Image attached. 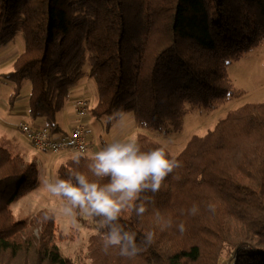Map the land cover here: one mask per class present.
I'll return each mask as SVG.
<instances>
[{"label":"trees","instance_id":"1","mask_svg":"<svg viewBox=\"0 0 264 264\" xmlns=\"http://www.w3.org/2000/svg\"><path fill=\"white\" fill-rule=\"evenodd\" d=\"M18 36L24 48L0 81L9 85L10 109L29 83L31 123L43 119L62 132L58 115L87 77L97 93L94 104L88 99L91 123L104 121L109 132L116 124L109 117L121 110L142 130L169 134L192 109L212 110L236 94L229 67L264 43V0H0V49ZM89 136L92 151L94 132ZM136 138L144 150L160 145L141 131ZM177 158L181 166L158 193L147 194L155 203L144 217L131 209L121 216L138 238L155 231L154 243L131 260L115 249L105 254L90 218L97 229L91 264H264V102L230 111ZM86 164L69 156L57 176L86 172ZM39 184L38 159L25 160L1 138L0 194L7 204ZM193 204L200 208L194 216ZM46 210L16 219L9 207L0 209V264H76L54 242L56 217L46 220ZM156 211L173 227L161 231ZM181 221L183 233L175 227Z\"/></svg>","mask_w":264,"mask_h":264},{"label":"clouds","instance_id":"2","mask_svg":"<svg viewBox=\"0 0 264 264\" xmlns=\"http://www.w3.org/2000/svg\"><path fill=\"white\" fill-rule=\"evenodd\" d=\"M123 129L127 126L125 114L117 110L109 117ZM86 160L87 171L72 169L67 178L57 175H44L40 178L43 190L57 204L45 211L44 218L56 216H77L95 219L100 229L102 249L105 254L115 249L119 256L133 259L146 251L155 240V231L149 230L138 238L135 231L120 223L123 213L131 209L135 216L142 219L155 203L148 193H158L167 177L181 166V162L171 153L167 144H160L150 150H144L139 140L131 135H118L106 141L90 156L87 148L81 144L74 151L72 161L80 165ZM207 210L215 211V205L207 204ZM200 211L193 204L189 215ZM154 223L161 231L173 227V220L154 213ZM183 233L186 226L183 221L175 225Z\"/></svg>","mask_w":264,"mask_h":264},{"label":"rangeland","instance_id":"3","mask_svg":"<svg viewBox=\"0 0 264 264\" xmlns=\"http://www.w3.org/2000/svg\"><path fill=\"white\" fill-rule=\"evenodd\" d=\"M19 47L21 50L24 48V41L21 36H18L14 42L0 49V54ZM11 68L12 66L10 69ZM229 75L235 87L236 94L216 104L212 110L201 107L192 109L183 117L182 127L178 131L164 134L152 129L142 130L138 127L134 115L132 113H127L125 115L126 127L121 129L116 123L113 125L112 129L107 132L105 122L96 120L91 116L94 125L92 127V132H94L92 144H96L100 148L106 141H110L118 135H131L137 137V134L141 131L144 132L148 138L160 144H167L169 150L175 156L179 155L194 135H205L230 111L245 103L264 102V43L251 49L240 61L232 63L229 67ZM80 82H87L89 87L84 94L78 97L90 99V104H94L97 98L95 83L87 77L83 78ZM5 83L4 81L0 82V86L6 87ZM27 93L26 91L22 94L23 97L20 100L21 104L26 102V100L28 102L29 95H27ZM69 105L70 103L67 102L64 109ZM25 113L28 114V111L25 110ZM23 120L29 122L27 116L25 118L22 116L12 119V122L15 123L14 128H16L13 130V137L21 143H17L16 140L15 145L10 146V144H8V146L11 147L10 149L14 153L23 155L27 161L35 158L38 159L40 178L46 174L57 175V168L60 163L71 154L73 155V153L64 152L55 154L32 147L19 128ZM91 150L93 151V148H91ZM91 152L89 155L93 154ZM64 156L65 159L62 160ZM56 204L57 201L48 197L41 183L39 186L21 195L10 204H7L6 198L0 194V209L9 207L16 219H29L40 209H48ZM56 222L57 228L55 229L54 242L59 247L61 253L70 256L76 264H91V259L89 257L90 237L97 229L95 226L91 225L90 218L77 216L73 219L71 217L56 216ZM224 260L226 261L227 259L225 258Z\"/></svg>","mask_w":264,"mask_h":264},{"label":"crops","instance_id":"4","mask_svg":"<svg viewBox=\"0 0 264 264\" xmlns=\"http://www.w3.org/2000/svg\"><path fill=\"white\" fill-rule=\"evenodd\" d=\"M22 50L19 47L16 49H12L8 52H4V53L2 52L3 54H0V72L9 70L10 67L12 66V63L17 58V56L22 52ZM0 52H1V50H0ZM0 82H2V81H0ZM5 85H6V87L0 86V139L1 138L4 139L7 142V144H10V146H11V145H15L16 140H17V139H15V137H13V133H14L13 130H15L16 128H14L15 123L12 122V119H14L15 117L17 118V117H22V116H23V118H25L27 116L29 123H31L30 119H29V114L25 113V110L28 111L29 99H28V102L26 100V102L21 104L20 100L23 97L21 95L18 98L15 107L13 109H10L9 105H8L10 88H9L8 84L5 83ZM88 87H89V84L87 82H85V83L80 82L73 88V90L71 92V96L68 100L70 105L67 108L63 109L58 115L59 123L62 126V132L69 133L74 128L75 123H76V116H75V110H74V100L78 96L84 94L86 92V90L88 89ZM26 91L28 92L27 95L30 96L29 84L25 85V89H24L23 93H25ZM89 121H90V116H89ZM22 122H26V121L23 120ZM90 123H91V121H90ZM31 124H34L37 126H45L43 119H38L37 121H35L34 123H31ZM20 125H19V128H20ZM90 126L92 129V127L94 126L93 123H91ZM17 128H18V126H17ZM17 143H21V142L17 140ZM101 146H103V145H101ZM91 147L93 148V151H92L93 153L99 148L98 145H96V144H92ZM45 152H48V151H45ZM70 156H72V154ZM64 159H65V156L62 160H64Z\"/></svg>","mask_w":264,"mask_h":264},{"label":"built area","instance_id":"5","mask_svg":"<svg viewBox=\"0 0 264 264\" xmlns=\"http://www.w3.org/2000/svg\"><path fill=\"white\" fill-rule=\"evenodd\" d=\"M89 103L85 97H77L74 101V110L76 123L69 133H53L47 126L32 125L29 122H23L20 125L21 131L26 136L29 144L40 150L55 154L76 151L81 144L87 148V154L90 151V136L92 132L89 113Z\"/></svg>","mask_w":264,"mask_h":264}]
</instances>
